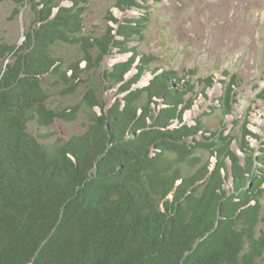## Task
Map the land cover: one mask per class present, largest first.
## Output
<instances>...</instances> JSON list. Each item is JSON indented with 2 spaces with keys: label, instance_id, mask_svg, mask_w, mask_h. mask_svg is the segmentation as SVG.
<instances>
[{
  "label": "trees",
  "instance_id": "trees-1",
  "mask_svg": "<svg viewBox=\"0 0 264 264\" xmlns=\"http://www.w3.org/2000/svg\"><path fill=\"white\" fill-rule=\"evenodd\" d=\"M4 1L9 20L23 8L32 18L20 43L0 38V264H264V148L250 146L258 136L245 119L223 122L236 75L223 72L201 115L219 111V127L201 116L187 124L215 79L160 71L159 57L131 46L149 26L146 0H115L120 12L140 11L108 10L99 34L84 26L90 0ZM112 52L128 56L102 68ZM80 92L74 105H51ZM79 113L85 130L51 149L28 131Z\"/></svg>",
  "mask_w": 264,
  "mask_h": 264
},
{
  "label": "rangeland",
  "instance_id": "rangeland-1",
  "mask_svg": "<svg viewBox=\"0 0 264 264\" xmlns=\"http://www.w3.org/2000/svg\"><path fill=\"white\" fill-rule=\"evenodd\" d=\"M115 0H90L89 10L84 18L87 30L97 34L105 28L104 17L109 10L117 19L134 17L137 9L120 12L114 7ZM151 12V19L144 40L136 45L140 53L154 54L159 61L151 67L174 69L182 75L186 69H195L196 77L213 76L215 84L206 90L207 98L199 96L193 108L186 111L183 121L193 124V120L215 103L222 88L218 80L226 70L236 75L238 87L235 88L237 104L233 106L232 116L223 122L231 126V121L239 118L246 120L248 129L258 138L248 137L254 149L264 148V0H146ZM12 3L0 2V38L10 44L22 41V32L32 18L28 8L21 10L15 18L9 20ZM57 55L73 59L71 50L56 48ZM113 54L106 56L102 68H110L124 60L128 55ZM66 59V60H68ZM84 64H82L83 66ZM129 72L127 77L132 73ZM146 73L137 85L149 79ZM201 87H198L199 90ZM115 91V89H113ZM114 91L106 92V99L111 101ZM262 92V93H261ZM82 92L72 96L54 95L51 105L68 107L80 99ZM98 114V108H95ZM204 127L215 130L219 127V111L201 116ZM86 116L79 113L75 121H54L48 127L38 126L34 121L28 123V131L34 135L46 149H51L58 139L66 140L85 130ZM233 149L238 152L235 144ZM261 221L257 232L264 233V192L260 200Z\"/></svg>",
  "mask_w": 264,
  "mask_h": 264
},
{
  "label": "water",
  "instance_id": "water-1",
  "mask_svg": "<svg viewBox=\"0 0 264 264\" xmlns=\"http://www.w3.org/2000/svg\"><path fill=\"white\" fill-rule=\"evenodd\" d=\"M22 39H23V36H22ZM135 71H136V70H135ZM136 86H139V85H136ZM136 86H135V87H136Z\"/></svg>",
  "mask_w": 264,
  "mask_h": 264
}]
</instances>
